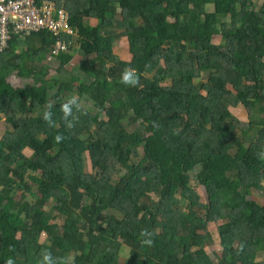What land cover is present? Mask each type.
I'll use <instances>...</instances> for the list:
<instances>
[{"label":"trees","instance_id":"16d2710c","mask_svg":"<svg viewBox=\"0 0 264 264\" xmlns=\"http://www.w3.org/2000/svg\"><path fill=\"white\" fill-rule=\"evenodd\" d=\"M54 1L77 31L65 79L49 30L0 53V264H264V1Z\"/></svg>","mask_w":264,"mask_h":264},{"label":"built area","instance_id":"2783aa9c","mask_svg":"<svg viewBox=\"0 0 264 264\" xmlns=\"http://www.w3.org/2000/svg\"><path fill=\"white\" fill-rule=\"evenodd\" d=\"M69 16L54 0H0V53L9 45L11 35L25 36L49 30L57 35L55 52L68 51L61 32L76 35L68 22Z\"/></svg>","mask_w":264,"mask_h":264},{"label":"rangeland","instance_id":"374dc122","mask_svg":"<svg viewBox=\"0 0 264 264\" xmlns=\"http://www.w3.org/2000/svg\"><path fill=\"white\" fill-rule=\"evenodd\" d=\"M262 1H264V0H259V3H261ZM170 20H172V19L170 18ZM97 23H98L97 19H91V21H90V24H92V25H96ZM114 34L116 36L115 43H114V51H115V53L119 54V56L123 60H128L129 61L131 56L128 54V47L129 46H128L127 39L125 37H121L120 35H118V31L115 32ZM213 41L216 42V43H219L221 40H220V38H218V37L216 38L215 37L213 39ZM80 59H82V56L79 53H77L75 55L73 61L71 62V64L68 67L70 68L73 64L78 62ZM164 62L165 61H163L162 64H164ZM49 63H51V65L56 68L57 61H52V62H49ZM50 75L51 76H56L57 75V76H59V77H61L63 79H65V77H67V74L64 71H61V72L57 73L55 69H52ZM10 83L13 85V87H16V86L20 87V86H23L25 84H31L32 82L30 80L21 79L18 76H12V77H10ZM90 105L92 106V103H90ZM230 110L240 120H242V121H247L248 120L249 112L241 104L236 106V107H231ZM12 130L13 129L11 128L9 123H7L4 119H2L0 121V138L3 135H5L6 133L11 132ZM33 151H34V148L29 146L28 148H26L24 150L23 154H24V156L26 158H28L33 153ZM86 161H87V170H89V171L92 170L94 172V169H92L89 159H87ZM101 176H104V175H101ZM114 179H116V178L114 177ZM191 185L198 191V193L202 196V200L204 201L205 197H206L204 188L201 185H199L197 183V181H195V180L191 181ZM250 195H251L252 198L257 200L259 203L264 204V189L263 188L253 189L250 192ZM29 199L32 200V197L29 196ZM220 223H221L220 221L217 222V223H214V222L209 223V229L212 230V231L214 230V232H215L214 237L218 236L217 235V231H215V230H216L217 226ZM18 238H19V236H18ZM45 238H46V235L43 234L42 237H41V241H44ZM219 246L220 245H219L218 242H213V244L208 245L206 248H207L208 253L213 254L212 253L213 251H219V249H220ZM69 259L72 260V258H69Z\"/></svg>","mask_w":264,"mask_h":264},{"label":"clouds","instance_id":"9594fccd","mask_svg":"<svg viewBox=\"0 0 264 264\" xmlns=\"http://www.w3.org/2000/svg\"><path fill=\"white\" fill-rule=\"evenodd\" d=\"M121 82L125 83V84H129V83H135V78L132 75L131 72L129 71H125L124 73H122V77H121ZM76 104V100L75 98L69 99L67 102H65L64 104L61 105V110L64 114L65 117L69 116L71 114L72 111V106ZM51 113L48 111H45L44 113V119L49 121V123H51ZM61 137L59 135H57L56 139L59 140ZM145 243H151V241H145ZM43 259L45 261H49L50 260V256L49 255H45L43 257ZM6 264H12V261L9 260L6 262Z\"/></svg>","mask_w":264,"mask_h":264},{"label":"crops","instance_id":"0c3cea01","mask_svg":"<svg viewBox=\"0 0 264 264\" xmlns=\"http://www.w3.org/2000/svg\"><path fill=\"white\" fill-rule=\"evenodd\" d=\"M29 35H30V34H29ZM25 36H27V35H25ZM25 36H22V37H25ZM59 52H63V51H59ZM59 52H55V47H54V48L52 49L51 53H48L47 56L42 60V62L51 65V63H49V62L56 61V57H55V56H57V54H58ZM51 67H52V68H51V70H50V74H51L52 69H55V70H56V68L53 67L52 65H51ZM56 67H57V65H56ZM56 72H57V71H56ZM12 76H17L16 72H14L10 77H12ZM10 77H8V79H7V84L10 85L11 87H13V85L10 83ZM16 87H18V86H16ZM16 87H13V88H16ZM20 87H21V86H20Z\"/></svg>","mask_w":264,"mask_h":264}]
</instances>
